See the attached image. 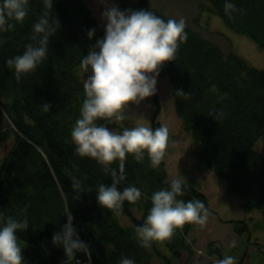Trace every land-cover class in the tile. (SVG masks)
I'll list each match as a JSON object with an SVG mask.
<instances>
[{"label": "trees", "instance_id": "1", "mask_svg": "<svg viewBox=\"0 0 264 264\" xmlns=\"http://www.w3.org/2000/svg\"><path fill=\"white\" fill-rule=\"evenodd\" d=\"M199 1L231 30L264 48V0H232L244 13H234L231 19L224 12L225 0ZM119 2L122 9H145L165 20L176 19L153 9L151 0ZM29 5V15L22 24L0 32V107L9 119V128L0 139L13 140L0 165V210L16 215L30 204L28 228L18 233L25 264H64V250L53 245L52 237L67 222L66 208L72 212L80 238L89 244L87 253H77L71 264H118L122 254L136 264H175L192 246L188 236L197 226L185 225L170 240L153 242L150 247H142L134 232L148 214L151 194L167 187L175 177L166 161L153 169L147 156L137 162L128 155L120 190L135 185L144 196L136 203L125 201L113 212L99 206L95 192L100 183L110 186L111 177L103 174L94 159L75 154L71 129L85 99L79 68L89 47L104 35L99 19L86 0H53L52 15L61 27L50 40L47 59L17 82L6 61L22 54L24 45L32 42V25L43 10L42 0H29ZM92 28L96 34L89 39L86 30ZM185 31L187 40L160 75L172 86L175 109L192 138L196 158L202 167L213 171L226 196H238L247 211L264 210V154L257 148L264 133V68L233 49L225 51L188 25ZM178 89L190 92V98L176 96ZM154 100L159 111L160 101L157 96ZM44 103H50L51 110L45 112ZM213 108L223 109L226 117L217 122L208 116ZM160 125L154 120L153 128ZM112 167L118 169V162ZM182 171L187 186L179 199H200L210 210L208 196L192 180L199 174L185 167ZM72 175L93 191L83 192L79 200L72 199ZM238 222L244 224L239 231H245L248 238L250 225L245 220ZM257 226L264 229V219ZM212 244L208 251L215 253Z\"/></svg>", "mask_w": 264, "mask_h": 264}, {"label": "clouds", "instance_id": "2", "mask_svg": "<svg viewBox=\"0 0 264 264\" xmlns=\"http://www.w3.org/2000/svg\"><path fill=\"white\" fill-rule=\"evenodd\" d=\"M100 20L104 35L88 49L81 60L80 68L87 73L83 81L85 99L79 110V118L71 129V140L75 154L94 159L105 176L112 183L96 186L97 203L100 207L118 212L125 201L136 203L144 194L135 185L120 190L125 180V161L132 155L137 162L147 156L153 169L159 168L168 154L170 130L161 124L153 128L141 122L132 111L148 98L156 95L158 77L164 65L176 59L180 44L187 40L186 22L155 14L145 9H121L116 0H100ZM43 10L32 25L31 43L24 45V51L7 59L6 64L14 69L17 82L31 74L47 59L51 38L60 29V21L52 15L53 0H42ZM29 0H2L0 2V32L12 31L16 23H23L29 15ZM224 12L231 19L234 13H244L232 0H225ZM15 22V23H13ZM92 39L96 29H88ZM175 95L188 99L191 93L175 90ZM45 112L51 110L50 103H44ZM208 116L217 122L226 117L223 109H210ZM133 120L134 126L121 130L109 127L120 121ZM103 121L104 123H98ZM118 162V169L112 167ZM73 189L72 199L79 200L85 191L83 181L75 175L70 177ZM186 179L182 175L172 177L167 187L151 194V207L142 225L135 229V238L142 247L153 242L170 240L178 229L185 225L206 226L209 210L200 199L185 201ZM147 198V197H145ZM26 205L16 215L0 210V264H25L23 249L18 233L28 228ZM64 216L67 222L53 234L52 243L62 247L64 264H71L77 253H87L89 244L80 238L74 226L70 208ZM118 264H136L134 259L121 255ZM215 264H237L234 256L225 255Z\"/></svg>", "mask_w": 264, "mask_h": 264}, {"label": "rangeland", "instance_id": "3", "mask_svg": "<svg viewBox=\"0 0 264 264\" xmlns=\"http://www.w3.org/2000/svg\"><path fill=\"white\" fill-rule=\"evenodd\" d=\"M86 2L101 24L100 13L103 9L100 0H86ZM116 2L120 6L119 0ZM151 3L155 10L160 9L178 20L183 18L186 25L199 31L205 38L217 43L225 51L233 49L253 65L264 68V48L247 36L231 30L221 17L210 12L206 5H201V1L151 0ZM79 71L86 79L88 74L81 68ZM155 96L161 104L159 111L154 100ZM1 110H3L2 107H0V134L9 128V119ZM132 111L139 122L147 126L153 127L155 120L169 128L170 141H175V145L170 146L165 158L171 176L184 177L182 167L195 171V174L199 175L192 180L195 184H199L211 204L206 226L203 228L197 226L189 234L188 243L192 246L182 252L181 259L175 264H215L216 260L222 259L225 255L234 256L237 264H264V248H261L260 243L264 244V229L258 230L257 226L264 219V210L243 209L241 199L238 196H226L223 185L214 176L213 171L201 166L193 149L192 138L185 132L175 109L173 90L168 78L159 75L156 95L139 106H133ZM119 126L132 127L134 121L115 122L111 128L119 130ZM11 145H13L12 139H0V165ZM257 148L264 154V133ZM241 220H245L250 225L248 238L245 237V231H239L245 228L242 222H238ZM210 243H213L212 250L215 253L208 251ZM217 249L220 251L217 252ZM163 250L166 251L164 248Z\"/></svg>", "mask_w": 264, "mask_h": 264}]
</instances>
